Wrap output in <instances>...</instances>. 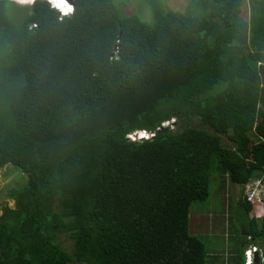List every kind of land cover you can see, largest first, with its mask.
Returning <instances> with one entry per match:
<instances>
[{"label":"trees","instance_id":"1","mask_svg":"<svg viewBox=\"0 0 264 264\" xmlns=\"http://www.w3.org/2000/svg\"><path fill=\"white\" fill-rule=\"evenodd\" d=\"M10 1L0 169L27 183L0 215V264H207L192 204L214 173L264 174V0H148L152 21L117 0H72L66 14L33 0L13 20ZM247 224L264 250V216Z\"/></svg>","mask_w":264,"mask_h":264},{"label":"rangeland","instance_id":"2","mask_svg":"<svg viewBox=\"0 0 264 264\" xmlns=\"http://www.w3.org/2000/svg\"><path fill=\"white\" fill-rule=\"evenodd\" d=\"M33 0H16L6 2L5 10L10 19L23 20L25 18L26 6L31 4ZM126 4L125 11L128 14L138 13L144 20L152 21L153 15L150 9L148 0H117ZM165 6L178 11H186L192 7L190 0H162ZM194 9V7H193ZM245 16L249 15V3H245ZM17 23V22H16ZM20 23V22H18ZM172 122V121H171ZM198 123V121H196ZM140 133V138H148V131H136ZM132 139V138H130ZM20 171L13 168L12 165H7L0 169V215L3 207L9 205L15 207V201L12 198V192L15 189L23 188L27 179ZM259 179H253V182L246 185L235 184L228 180L226 184L222 179L213 174L211 185V196L206 201L194 202L190 212V232L198 236L206 246L208 257L207 264H223V260L230 262V254L240 255L241 242L243 241L244 224L248 223L251 216L260 217L264 213V203L258 200L262 199L260 193L264 196V174L260 172ZM25 184V185H24ZM261 184V185H260ZM258 185H260L258 187ZM254 190L258 197L251 201L254 206V211L251 214L247 213L245 205H242L241 200L245 199V193ZM263 212H256L258 209ZM249 227V224H247ZM248 239V238H247ZM250 242H254L258 247L260 244L257 240L250 237ZM69 245V241H65ZM253 245L249 243V246ZM242 251V250H241ZM260 251V250H259ZM261 252V251H260ZM214 253V254H213ZM212 255L214 257H212ZM262 257V252L260 253ZM218 257V259H217ZM262 261L264 262L263 258Z\"/></svg>","mask_w":264,"mask_h":264},{"label":"crops","instance_id":"3","mask_svg":"<svg viewBox=\"0 0 264 264\" xmlns=\"http://www.w3.org/2000/svg\"><path fill=\"white\" fill-rule=\"evenodd\" d=\"M245 199L246 200H248L247 199V194L245 193ZM262 204V203H261ZM246 208V207H245ZM258 209V208H257ZM251 210H253L254 211V206L252 205V209ZM251 210H250V212H249V215L251 214ZM256 212H263V210H261V209H258V210H255ZM264 216V213L263 214H261L260 215V217H258V216H251L250 215V219L251 218H254V217H258L259 218V223H261L262 222V217ZM244 231H243V233H242V235H243V241L241 242V249H240V255H236V256H234V255H232V254H230V262H229V264H246V257H245V250L246 249H248L249 247H251V246H249V243L251 244H253L254 245V242H250L249 241V239H250V233L248 232V227H247V223H245L244 224ZM246 234V235H245ZM248 238V239H247ZM255 245L258 247L259 245H257L256 243H255ZM242 250V251H241ZM261 251L262 252V258H263V260H264V250L261 248V247H258V251ZM259 251V252H260ZM260 252V253H261ZM214 254V253H213ZM212 257H214L213 255H212ZM261 257V256H260ZM262 258H261V264H264V262L262 261ZM217 259H218V257H217ZM219 260V259H218ZM217 264V263H216ZM220 264V263H219ZM223 264H227V261L226 260H223Z\"/></svg>","mask_w":264,"mask_h":264},{"label":"clouds","instance_id":"4","mask_svg":"<svg viewBox=\"0 0 264 264\" xmlns=\"http://www.w3.org/2000/svg\"><path fill=\"white\" fill-rule=\"evenodd\" d=\"M49 1L53 4V6H55L56 8H58L62 14L72 13L73 10H74V5H72L69 1H67V2H68V4L70 5V8H68L67 5H63V4L61 5V7H63V8L65 9L66 12H65L61 7H59L57 4H55V3L53 2V0H49ZM71 6H72V8H71ZM172 122H173V120H172ZM172 122H171V121L164 122V123H163V126H169ZM137 131H146V130H137ZM135 132H136V131H135ZM148 132H151V131H148ZM131 134H132V133H131ZM129 135H130V134H129ZM153 135H154V134H153ZM153 135H152V136H153ZM152 136H150V137H152ZM150 137H148V138H150ZM129 138H131V137L129 136ZM132 140H135V139H132ZM257 179H259V178H257ZM251 182H253V180H251ZM249 183H250V182H249ZM260 185H261V184H260ZM260 185H258V187H259ZM260 195H261V197H263V194H262V193H260ZM249 201H250V200H249ZM251 203H252V202H251ZM253 247H256V250L253 249ZM247 250H252V251H253V257H252V260H251V255H252V252H251V251L248 253V256H249V260H248L247 253H246ZM255 251H258V247H257L255 244L252 245L251 247H249L248 249L245 250L246 264H255V261H254V253H255ZM261 258H262V257H261ZM260 264H261V262H260Z\"/></svg>","mask_w":264,"mask_h":264},{"label":"built area","instance_id":"5","mask_svg":"<svg viewBox=\"0 0 264 264\" xmlns=\"http://www.w3.org/2000/svg\"><path fill=\"white\" fill-rule=\"evenodd\" d=\"M143 132H145V131H143ZM153 134H154V133H152V132H148V137L152 136ZM129 136H130L132 139H136V138H140V137H141V136H140V133H138V132H133V133L130 134ZM256 195H257V193H256L254 190H252V191H250V192H247V199L253 202V201L256 200V199H254V198L258 197V196H256ZM258 201H259L260 203H264V196L262 197V199H259ZM253 249L256 250V247H253ZM250 251L252 252V255H251V260H252V257H253V251H252V250H247L246 253H247L248 260H249L248 253H249Z\"/></svg>","mask_w":264,"mask_h":264},{"label":"water","instance_id":"6","mask_svg":"<svg viewBox=\"0 0 264 264\" xmlns=\"http://www.w3.org/2000/svg\"><path fill=\"white\" fill-rule=\"evenodd\" d=\"M69 1L72 5L73 4V1L72 0H67ZM170 128V126H163V129L166 131ZM158 130H161V128H159ZM260 252L259 251H255L254 253V261H255V264H260V261H261V257H260Z\"/></svg>","mask_w":264,"mask_h":264},{"label":"bare ground","instance_id":"7","mask_svg":"<svg viewBox=\"0 0 264 264\" xmlns=\"http://www.w3.org/2000/svg\"><path fill=\"white\" fill-rule=\"evenodd\" d=\"M53 2L55 4H57L59 7H61V5L63 4V5H67L68 8H70V5L68 4L67 0H53ZM61 8L65 11V9L63 7H61ZM71 8H72V6H71Z\"/></svg>","mask_w":264,"mask_h":264}]
</instances>
